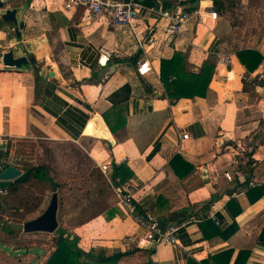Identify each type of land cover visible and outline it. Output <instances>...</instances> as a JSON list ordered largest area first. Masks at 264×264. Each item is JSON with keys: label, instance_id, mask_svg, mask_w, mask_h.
<instances>
[{"label": "crops", "instance_id": "1", "mask_svg": "<svg viewBox=\"0 0 264 264\" xmlns=\"http://www.w3.org/2000/svg\"><path fill=\"white\" fill-rule=\"evenodd\" d=\"M20 1L21 36L13 24L0 25L1 56L14 49L15 56L28 58L20 68L7 67L0 59V134L11 137L12 152L16 143L28 140L55 145L65 161L70 150L84 153L109 189L108 178L118 176L122 183L138 184L136 203L162 222L215 214V219L180 227L177 245L128 253L122 239L144 229L119 205L115 193L95 212L69 209L65 203L59 224L87 248L125 253L116 264H193L205 259L215 264L213 256L228 251L231 255L217 264H264V195L258 197L254 187L234 190L246 177L264 182V83L255 78L258 65L249 71L238 56L242 50H255L264 61V0H142L155 9L140 12L137 34L102 18L89 19L84 8L65 12L64 0ZM162 9L193 13L186 26L166 38L168 20ZM211 9L219 13L217 19L209 16ZM101 46L124 54L108 63L115 69L103 72L102 78L107 64L98 62ZM177 53L191 72H199L207 59L215 61L206 97L169 96L161 61ZM144 59L154 71L140 75L137 62ZM183 133L189 137L182 138ZM103 137H113L114 143ZM176 154L194 165L183 178L170 164ZM105 162H110L107 176L100 169ZM229 170L232 180L225 176ZM74 172L71 184L82 182L81 173ZM214 193L220 198L203 209ZM231 226L235 231L225 236Z\"/></svg>", "mask_w": 264, "mask_h": 264}, {"label": "rangeland", "instance_id": "2", "mask_svg": "<svg viewBox=\"0 0 264 264\" xmlns=\"http://www.w3.org/2000/svg\"><path fill=\"white\" fill-rule=\"evenodd\" d=\"M17 17L19 21L23 19L22 11L18 13ZM45 143L19 141L11 153V161L23 170L42 163L47 168L41 171L40 176L43 177L42 174H45L49 178L50 171L48 169L53 166L51 172L55 182H61L62 187L59 191L61 202H64L62 205L65 208V203H67L69 209L77 207L79 211L92 210L95 212L99 208L106 207L111 199L115 198L108 183L96 173L97 168L93 166L86 154H78L74 150H70L68 154L65 153L67 158L65 161L60 152L58 154V149L54 150L57 148L55 145ZM60 156L61 159H59ZM75 168L83 176V181L71 184ZM91 175L94 176V179L91 178ZM69 184L71 185L69 186ZM13 185L14 189L8 190L5 195H0V225L1 222L9 220L25 222L32 219L38 215V211L43 208V203L48 202L53 193V185L48 179L31 176L27 181L14 182ZM72 187H74L73 190L70 189ZM21 232L11 235L0 228V261H8L10 264H31L30 261L33 260L34 264H44L56 248L52 241L53 232L35 235ZM3 264L8 263L4 262Z\"/></svg>", "mask_w": 264, "mask_h": 264}, {"label": "built area", "instance_id": "3", "mask_svg": "<svg viewBox=\"0 0 264 264\" xmlns=\"http://www.w3.org/2000/svg\"><path fill=\"white\" fill-rule=\"evenodd\" d=\"M64 10L69 12L77 8H84L89 19L102 18L108 22L110 26L118 29H131L136 33V21L139 19L140 12L143 9L154 10L155 8L148 7L142 0H64ZM160 13L168 20L165 30L166 38L178 32L182 27L186 26L189 19L192 17V11L183 9H162ZM218 12L211 9L209 16L212 19L218 18ZM154 41L153 38L149 39ZM139 41V40H138ZM98 62L100 65L108 64L109 62L121 59L124 54L117 49H109L105 46L99 48ZM225 62L228 58L223 59ZM137 71L140 75H147L154 71L151 62L148 59L139 60L137 62ZM257 81L264 83V61L258 64L255 71ZM174 77H170V80ZM182 138H188V133L180 135ZM12 139L10 136L0 134V172L9 165H14L11 161ZM110 168V162H105L100 165L101 171L107 176V170ZM207 171V169H205ZM227 179L232 180L233 172L231 170L225 173ZM110 185L116 194L119 205L128 212L136 224L144 229V233L138 235L136 233L127 234L121 241V245L127 252H135L140 249L149 248L150 246L161 245H177L178 231L183 225L193 220L215 219L213 212L206 213L204 216L192 217L182 223L171 222L162 225L159 219L149 210H143L142 213L137 212V203L135 201V193L140 189L138 184L122 183L118 177L108 178ZM254 181L249 182V187L255 186ZM8 188L0 187V195H5ZM217 222V221H216Z\"/></svg>", "mask_w": 264, "mask_h": 264}, {"label": "trees", "instance_id": "4", "mask_svg": "<svg viewBox=\"0 0 264 264\" xmlns=\"http://www.w3.org/2000/svg\"><path fill=\"white\" fill-rule=\"evenodd\" d=\"M143 1L153 3L154 0H143ZM193 1H197V0H193ZM238 56L240 61L246 66V68L249 71H253L263 58L262 55L255 50H242L238 53ZM183 61L184 59L181 53L175 54V56L169 60L163 59L161 61V67H160L161 78L165 83L166 90L169 96L175 98L176 100L182 97H187V98L206 97L209 89V84L215 73V69H216L215 61H213L212 59H207L203 63L199 72L187 71L185 63H183ZM170 77H174V79L170 80ZM170 164L179 178L185 177L194 168V165L188 162L187 159H185V157L182 154H176L171 159ZM45 168L47 167L42 165L41 163L28 167L26 168V170H31L32 173L31 176L33 178L48 179L51 183L52 181L51 178H49L48 176L46 177L45 174H42L43 177L40 176L41 171L44 170ZM250 181H252L251 177H246L240 184L239 182L237 183L234 190L236 191L240 187L250 188L248 186ZM53 183L54 182H52V185ZM14 187L15 186L12 184L8 188V190H12L14 189ZM61 187H62L61 184L57 183L56 191L59 198V207L61 214L59 218V209H58V220L60 219L61 221H63L64 219V216L62 215L63 201L61 202V195L59 191ZM254 191H256L258 197L264 195V182L256 183L254 186ZM112 192L114 194L113 190ZM219 198H220L219 193L211 194L210 199L206 201L205 205L203 206V209L210 208L214 204V202L217 201ZM137 212L139 213L143 212V210H141V208L138 205H137ZM12 221L14 220L1 222L2 223L0 225L1 230L11 235H13L14 233L15 234L18 233L19 232L18 230H15L10 227V222ZM159 221L162 225H166L168 223V222H162L161 220ZM14 222L17 221L15 220ZM235 229H236L235 226H231L227 230V234H225V236H229L230 234H232L235 231ZM34 232H38V231H34ZM260 237L261 239L264 240V228L261 232ZM52 241L56 246V248L51 253L49 258H47L44 264H116L119 258L125 254L119 252L109 255L103 252H97L94 248H87L79 241V238L75 234L64 228L63 224L61 223L59 224L58 228L53 232ZM231 253L232 251H228L227 253L224 254L214 255L212 260L215 264H217V262L219 263V261L221 260L222 256L226 254H228L229 256L231 255ZM209 261L210 260L208 259L202 260L201 262L193 261V264H209Z\"/></svg>", "mask_w": 264, "mask_h": 264}, {"label": "water", "instance_id": "5", "mask_svg": "<svg viewBox=\"0 0 264 264\" xmlns=\"http://www.w3.org/2000/svg\"><path fill=\"white\" fill-rule=\"evenodd\" d=\"M20 0H0V25L3 23L13 24L18 36H21V29L24 26L23 21H19L18 13L20 12L22 6L20 5ZM22 49L23 45L20 46ZM14 49H10L7 52H4L0 56L1 61L7 67H22L25 64H28V58L25 54L21 56L14 55ZM115 69L114 64H107L103 66L99 77L102 78L103 72L113 71ZM111 73V72H110ZM49 75L53 76L54 72L51 71ZM96 123L100 125V120L95 118ZM102 138V137H100ZM104 139L109 140L111 143H114V139L103 137ZM31 170L23 171L16 165H9L2 172H0V187L9 188L14 182H25L31 176ZM53 193L50 198V202L45 210L35 216L34 218L27 220L25 222H10V227L25 232H34V231H43V232H54L59 226L58 220V209H59V198L57 194V183H53Z\"/></svg>", "mask_w": 264, "mask_h": 264}]
</instances>
